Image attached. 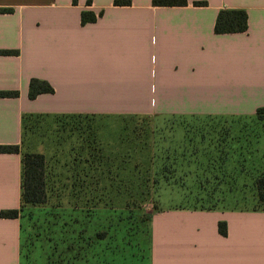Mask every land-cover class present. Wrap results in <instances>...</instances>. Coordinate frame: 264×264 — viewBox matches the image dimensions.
I'll list each match as a JSON object with an SVG mask.
<instances>
[{
  "label": "crops",
  "instance_id": "1",
  "mask_svg": "<svg viewBox=\"0 0 264 264\" xmlns=\"http://www.w3.org/2000/svg\"><path fill=\"white\" fill-rule=\"evenodd\" d=\"M0 0V144L27 113L248 116L264 106V0ZM221 8L247 14L217 33ZM93 20L81 21V12ZM51 92L28 97V82ZM21 152H0V210L21 203ZM226 222V234L218 231ZM20 221L0 217V264H20ZM149 264H264V209L167 207L149 218Z\"/></svg>",
  "mask_w": 264,
  "mask_h": 264
},
{
  "label": "rangeland",
  "instance_id": "2",
  "mask_svg": "<svg viewBox=\"0 0 264 264\" xmlns=\"http://www.w3.org/2000/svg\"><path fill=\"white\" fill-rule=\"evenodd\" d=\"M18 148L43 154L46 191L19 208L20 264H149L156 209H264V112L27 113Z\"/></svg>",
  "mask_w": 264,
  "mask_h": 264
},
{
  "label": "trees",
  "instance_id": "3",
  "mask_svg": "<svg viewBox=\"0 0 264 264\" xmlns=\"http://www.w3.org/2000/svg\"><path fill=\"white\" fill-rule=\"evenodd\" d=\"M75 2V0H73ZM154 5H185L186 0H152ZM194 5H205L206 1L194 0ZM114 4H129V0H114ZM10 10L9 8H0V11ZM94 16L82 11L81 21L93 20ZM247 28V14L240 8H221L218 10L214 23V31L217 33H228L244 31ZM1 53L10 52L9 50H0ZM50 84L36 77L30 78L28 82V97L33 98L37 94L51 92ZM16 91H0V96H13ZM256 112H264V106L258 107ZM18 145L0 144V152H18ZM253 186L259 201H264V175H258L253 178ZM45 182H44V156L39 152L21 153V203L18 208L0 210V217H18L19 208L24 203L37 204L45 200ZM190 208V207H189ZM197 208V207H191ZM199 209H213L216 207H198ZM239 210H255L263 208H227ZM218 231L222 235L226 234V222L218 221ZM21 254V253H20Z\"/></svg>",
  "mask_w": 264,
  "mask_h": 264
}]
</instances>
